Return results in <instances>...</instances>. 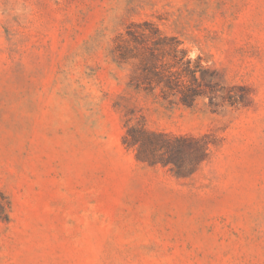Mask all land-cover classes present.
<instances>
[{
  "label": "rangeland",
  "instance_id": "1",
  "mask_svg": "<svg viewBox=\"0 0 264 264\" xmlns=\"http://www.w3.org/2000/svg\"><path fill=\"white\" fill-rule=\"evenodd\" d=\"M0 203V264H264V0H0Z\"/></svg>",
  "mask_w": 264,
  "mask_h": 264
},
{
  "label": "trees",
  "instance_id": "2",
  "mask_svg": "<svg viewBox=\"0 0 264 264\" xmlns=\"http://www.w3.org/2000/svg\"><path fill=\"white\" fill-rule=\"evenodd\" d=\"M130 37H133L134 34L129 33ZM160 41L162 44L166 45L171 53V58L173 61V64L169 66V68H165L162 70L158 69L157 67L153 66V63L151 62L147 67V72L154 75L159 79V84L164 86L165 88H169L170 86H177L181 81L179 78H176L174 76L180 75L178 69L182 68L181 71H184L185 73L189 72V75L191 74V77L194 79V74L196 70H191L190 68V60L186 59V54L184 50L180 49L178 44L176 42H172V40H167L160 38ZM138 43V42H137ZM139 45V44H138ZM119 47V45H118ZM158 47V44H154V49ZM149 51V54L154 56L152 48H147ZM171 69H175V71H171ZM180 71V72H181ZM173 77V78H172ZM177 83V84H176ZM181 97L179 98L181 103L186 106H191L198 96L196 92L191 93H181ZM144 134L148 137L151 136L152 139H148L146 142L143 141L142 138H140V135ZM130 137V140H129ZM181 140L185 142H189L193 144L195 153L190 158H182L179 156V150L177 148H174L168 144L166 141H171V139L164 135V134H148L143 130V128L139 129H133L129 128L127 130L126 135L124 136V142L127 144L128 147H134L136 149V158L137 160H140L142 162L152 163L148 158H145L141 148L143 146L150 147L151 155L152 157H156L155 155L160 152V149H163L162 152L166 153L165 160H162L161 163L165 165H170L174 171V174L177 177H188L190 176L196 168L205 160L207 157L208 152V143L204 141L203 137L199 138H182ZM154 155V156H153ZM4 205L0 203V219L6 220L7 216L4 214Z\"/></svg>",
  "mask_w": 264,
  "mask_h": 264
}]
</instances>
